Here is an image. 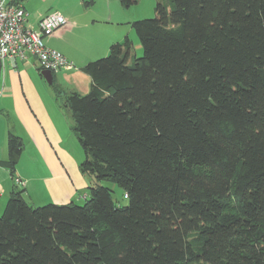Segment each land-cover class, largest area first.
Instances as JSON below:
<instances>
[{"label": "trees", "instance_id": "1", "mask_svg": "<svg viewBox=\"0 0 264 264\" xmlns=\"http://www.w3.org/2000/svg\"><path fill=\"white\" fill-rule=\"evenodd\" d=\"M131 27L141 56L126 36L82 67L86 94L55 90L92 179L82 204L11 192L0 264H264V0H161Z\"/></svg>", "mask_w": 264, "mask_h": 264}, {"label": "crops", "instance_id": "2", "mask_svg": "<svg viewBox=\"0 0 264 264\" xmlns=\"http://www.w3.org/2000/svg\"><path fill=\"white\" fill-rule=\"evenodd\" d=\"M92 1L91 7L83 0H70L72 6L58 7L52 2L47 7L46 0H18L28 12L27 25L32 29H37L41 17L52 10L67 21L52 35L43 37L46 46L59 51L73 64L53 73V83L63 95L89 91L91 80L82 67L107 55L113 44V3L99 0L98 11H92L96 0ZM52 90L38 70L35 57L3 60L0 70V211L11 192L22 189L21 195L31 206L49 202L64 204L77 199V195H85L79 191L84 187L85 178L81 176L78 183L75 175L74 184L63 162L62 155L67 149L63 143L68 137L64 129L67 125L72 129L73 122L71 119L67 123L65 118L51 115L56 113L55 105H59ZM47 99L49 107L45 106ZM9 133L18 137L22 146L19 160L28 159L19 161L13 174L1 163L8 158Z\"/></svg>", "mask_w": 264, "mask_h": 264}, {"label": "rangeland", "instance_id": "3", "mask_svg": "<svg viewBox=\"0 0 264 264\" xmlns=\"http://www.w3.org/2000/svg\"><path fill=\"white\" fill-rule=\"evenodd\" d=\"M69 1L70 0H46L45 6H47V7L51 6L52 2H54V4H56L55 7H58L60 5L61 6L62 5L72 6ZM74 1H78V0H74ZM111 1L113 3V44L114 43L123 44L125 42V37L127 36L129 38V41H130V54H131V56H136V57L141 56L142 55V47L139 44L138 38L135 34V31L131 27V23L135 20L154 17L156 4H157V2H161V0H135V2H133V4H131L129 7L122 6L121 3L119 2V0H111ZM99 5H100L99 0H96L92 11H94V10L98 11ZM89 7H91V6H89ZM167 9H169V7H167ZM105 56H103V57H105ZM100 58H102V57H100ZM69 62H71V61H69ZM41 71H42V69H41ZM51 72H52V74L54 73L53 71H51ZM48 87L51 90L53 89L52 91H54V93H56L55 90L59 91V88L54 83H53L52 87L50 84H48ZM60 99L61 98H58V103L61 106L58 105V107H57L53 103V105H55V107H56V110H55L56 113H51V115L58 116L61 118H65L66 122L68 123V120L71 121L70 113L66 108L62 107ZM44 102H45V106H48V107L50 106V104L48 103L49 102L48 99H47V102L46 101H44ZM64 130L68 134V137L66 139V142L63 143V147L67 148L64 150V153L62 155L65 157L63 162H64V164L68 170V174L72 177V181L74 184H76L75 175H76L78 183H81V178H80L81 176H83L85 178L84 187L79 191L80 192L83 191V194L86 195V193L88 192L89 183H90V181L92 182V179H90V177L88 175L83 174L79 170V163L82 160H84V158H85L84 151H83L82 147L80 146V144H79L73 130L71 129V127H69L67 125ZM20 156H21V154H20ZM20 156H19V158H20ZM26 160H28L27 157L22 159V160L18 159L17 164H16V168L19 164V161L25 162ZM71 162L76 164V167L73 166L71 164ZM99 183L103 186L110 188L111 197H112V200L115 203V205L122 206V205H126L128 203L127 202L128 200L124 197V193H123L122 189L117 184L109 182V181H105V180H102ZM83 196L84 195H81V196L77 195V199H75L74 202H76L78 204H82L83 199H84ZM2 212H3V209H2V211H0V215L2 214Z\"/></svg>", "mask_w": 264, "mask_h": 264}, {"label": "built area", "instance_id": "4", "mask_svg": "<svg viewBox=\"0 0 264 264\" xmlns=\"http://www.w3.org/2000/svg\"><path fill=\"white\" fill-rule=\"evenodd\" d=\"M28 12L18 0H0V70L3 60L33 56L42 70L56 72L73 66L60 52L47 47L43 37L52 35L66 25L57 11L41 17L37 29L27 25Z\"/></svg>", "mask_w": 264, "mask_h": 264}, {"label": "water", "instance_id": "5", "mask_svg": "<svg viewBox=\"0 0 264 264\" xmlns=\"http://www.w3.org/2000/svg\"><path fill=\"white\" fill-rule=\"evenodd\" d=\"M41 75L44 77L48 84L52 83L53 74L50 70H42ZM18 145H20V143H18Z\"/></svg>", "mask_w": 264, "mask_h": 264}]
</instances>
